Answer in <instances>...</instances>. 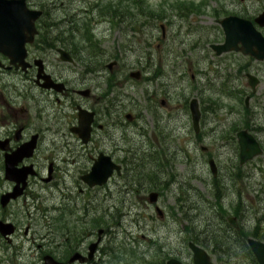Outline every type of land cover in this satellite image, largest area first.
I'll return each mask as SVG.
<instances>
[{
  "label": "flooded vegetation",
  "instance_id": "af4514ba",
  "mask_svg": "<svg viewBox=\"0 0 264 264\" xmlns=\"http://www.w3.org/2000/svg\"><path fill=\"white\" fill-rule=\"evenodd\" d=\"M73 2L67 0L66 4L72 8ZM120 2L115 3L118 25L126 24L125 20L135 15L120 13L121 8L129 11L127 8L134 7ZM248 2L223 0L219 6L213 7L212 17L216 24L210 26L193 24L199 9L197 0H176L175 4L165 0L170 8L166 6L161 12L153 7L155 4L148 3L147 17L137 22L142 29H134L130 23L133 21L126 24L135 31L141 30L146 40L147 24L154 29L157 21L162 19L159 25L162 45L158 47L164 48L165 59L192 51L197 53L199 48L212 51L218 57L226 53L244 57L235 72L245 73V84L232 83L228 78L221 86L244 94L245 126L240 127L235 122L221 128L213 123L206 128L201 115L198 130L193 124L190 108L194 96L189 97L186 87H183L180 101L173 109L168 90H158L157 93L144 86L139 91L133 85H127V77L140 79L142 71L137 69L140 70L138 77L132 75L136 70H131L129 76L125 72H117L119 55L107 63H95L88 70L87 55L65 45L56 36L54 22L40 21L51 9L55 11L58 7L56 0L53 3L40 0L39 7L30 6L28 2L29 7L42 10L36 20L38 32L34 40L27 43L35 45L32 60L28 50L31 67L27 70L15 65L7 67L9 57L0 55L5 63L0 67V224L9 223L12 228L6 233L0 229V244L6 246L7 252L12 249L15 257H19L18 244L15 243V236L21 231L19 222L23 218L15 208L19 204H25L28 217L34 216L31 208L47 212L49 229L42 235L43 242L37 240L35 231L32 233L31 256L24 254L20 264H46L47 253L66 264H168L171 258L195 264L193 251L190 250V256L186 257V245L181 241L175 246L160 244L155 239L150 244L136 245L130 243L128 235V239L123 241L117 237L115 225L119 226L120 217L126 214L122 207L127 205L134 211L133 223L137 228H147V199L156 210L160 195L164 190H171L174 184L178 201L187 204L188 210L197 211L191 216L189 233L197 236L198 244L207 249L214 264H260L248 239L253 237L264 241V195L261 196L264 190L259 191L251 184L254 174L260 173L261 180L257 184L264 189V126L255 118L262 101L257 96V86L261 81L259 74L264 59L235 49L217 54L212 46L225 40L220 19L229 15L254 20L264 34V25L255 21L264 8L250 13L248 6H243ZM204 3L208 5L209 2L204 0ZM171 9L178 10L177 18L180 20L173 18L175 14ZM182 26H186V30H182ZM170 27H176V33L171 36ZM205 27L207 31L202 30ZM198 33L214 35L205 37L202 43L200 38L194 42ZM150 36H154L151 31ZM59 48L67 50L66 57H62ZM113 61L115 63L110 66ZM77 65L82 70H78ZM105 68L109 72H104ZM192 70L191 65L180 64L176 72H182L184 76ZM197 70L205 72L201 68ZM249 74L256 76L255 86L250 83ZM191 78L195 80V73H191ZM159 92L164 96L157 101ZM184 110L188 113L186 131L182 121ZM147 112L153 123L149 129ZM241 129L255 135L262 147L260 154L245 162L241 161L237 135ZM205 138L209 140L208 145L203 143ZM33 140L34 144H31ZM100 156L110 157L112 172L105 182L92 185L84 176ZM211 159L215 163L214 169ZM164 160L168 166L163 164ZM176 160L184 163L181 172L173 169L172 163ZM150 164L158 165V168L151 169ZM250 188L259 196L257 205L254 204V196L248 197ZM152 191L158 192L156 202L150 201ZM212 196L215 200H210ZM40 197L45 202H38ZM80 201L85 219L93 213L90 218L92 227L86 220L81 225L72 223ZM206 206L214 218L203 223V207ZM157 215L163 220L166 212L164 210L162 216ZM230 217L235 218L234 223ZM254 219L255 222L252 221ZM56 223H59L60 230ZM32 229L33 222H28L23 234L30 235ZM35 247L37 250L33 252ZM35 255L38 260H35Z\"/></svg>",
  "mask_w": 264,
  "mask_h": 264
},
{
  "label": "rangeland",
  "instance_id": "374dc122",
  "mask_svg": "<svg viewBox=\"0 0 264 264\" xmlns=\"http://www.w3.org/2000/svg\"><path fill=\"white\" fill-rule=\"evenodd\" d=\"M29 2L30 6L33 7H39L40 0H27ZM43 2H51L53 3V0H42ZM58 2V7L55 8V11L51 9V13L58 17V19L63 17H68L65 14H68L72 19H82L85 17H88L90 14V9L92 3L101 2L102 4L98 7H94L95 12V19L92 22L93 31L95 33V36L98 38L100 43V50H102L104 53H106L107 58L105 60V63L111 61L113 58L116 57V55H119V65L118 68L115 69L118 70L117 72H125L127 76H129V72L131 70H137L140 69L142 71V77L140 79H136L134 77H127L126 84L127 85H133V88H138V90L144 89V86H147V90H158L163 92L164 90H168L171 94L172 98H170V106L175 109V107L178 105L180 101V94H183V87H186L189 92V97L197 96L200 100V106L202 110V122L206 123V128L210 127L215 124H219V127L223 128L226 125L230 123L235 122L239 124L240 127H244L246 123L247 117L245 116V113L247 115V112L244 110L243 107V99L244 94H240V91L233 90L231 88H224L221 86V84L224 81H227L228 78L232 79L233 81L239 83V84H245L246 77L244 72H235L237 69V65L244 61V57L239 55H231L229 53H226L222 56H215L214 52L207 50H204L202 48H199L200 50L197 51V53L187 52L184 50V53L186 55H181L175 57L173 54H171L172 58L165 59V51L164 48H159V46L162 45L161 43V28L160 24L163 22L162 19H159L157 21V26L153 29L149 27V23L147 24V28L145 32L147 31V38L145 40V35L141 30H133L130 27H128L126 24L118 25L117 23L113 22V17L107 10L106 6H108L111 2L115 3L119 0H74L73 7L69 8L66 4L67 0H56ZM169 1V0H168ZM171 2H174L175 4L176 0H170ZM198 1V11L195 14L196 19L195 23L203 25V26H210L215 25V19L212 17V9L214 6L218 5L219 3H222L223 0H208V5H205L204 0H197ZM139 4L143 3L147 5L155 4L153 7L157 8L158 12H161L165 9L166 6L169 7V5L165 4V0H138ZM220 5V4H219ZM218 5V6H219ZM248 6L247 10L248 12L252 13L255 10H259L264 8V0H249L248 3L243 4V6ZM176 9L178 8V5H174ZM113 8V7H112ZM170 8V7H169ZM116 10V5L114 7ZM171 9L175 15H173V18L179 17L178 10ZM236 9V8H234ZM171 11V12H172ZM234 11V10H233ZM180 20V18H177ZM46 21L45 17L40 18V21ZM116 20V19H115ZM62 25L68 26L69 23L62 22ZM38 25L40 26V22H38ZM182 30H186V26L181 27ZM139 29H142L140 27ZM178 29V28H177ZM176 27L169 28V35L176 33ZM204 31H207V27L202 29ZM140 31V32H139ZM150 31L154 34L153 37L149 38L148 34ZM220 35V31L218 32ZM214 34H201L198 33L194 37V42L200 38L201 43L204 42V40L208 36H213ZM203 37V38H202ZM206 37V38H205ZM147 39L149 42H147ZM152 40V41H151ZM192 45V44H189ZM28 50H29V59L32 60V57L34 55V48L35 45L28 44ZM177 50L179 51L181 47H179V43L177 45ZM205 46L207 47V44L205 43ZM197 58H199L197 60ZM180 64L185 65H191L192 71L187 72L184 76L182 75V72H176L177 67L180 66ZM92 65H95V62H92ZM78 70H82L79 65H77ZM262 67V72H260L259 76L261 78V81L259 82L257 86V96L262 98L260 107L257 108L255 112V118L256 122L260 124L261 126H264V62ZM83 68V67H82ZM197 68H201L205 70V72H200L197 70ZM222 68V69H220ZM219 69V72L217 70ZM230 71V72H227ZM104 72H109L108 68H105ZM191 73H195V80L191 78ZM219 74V77L217 75ZM230 74V76H229ZM237 76V77H236ZM221 86V87H220ZM239 92V93H238ZM161 95V96H160ZM157 101L161 99V97L164 96V94L160 93L158 94ZM160 105V104H159ZM215 108L214 111L212 109ZM183 123L185 125V131L188 128V125H186V122H188V113L187 110L183 111ZM215 119V120H213ZM214 121V122H213ZM151 117L149 116L147 112V127L148 129L151 128L152 125ZM220 128V130H221ZM186 137V136H185ZM183 139V137H182ZM219 141H222V139H219ZM184 143V140H183ZM203 143L209 144V140L205 138L203 140ZM183 156V155H182ZM161 158L164 159V156ZM160 162V161H159ZM166 166L169 165L168 162H163ZM175 171L181 172L184 163L181 160H176L175 163H172ZM149 168L155 169L158 168V165L150 164ZM162 166V165H161ZM165 166V167H166ZM155 167V168H154ZM66 176V175H65ZM78 176V175H77ZM261 174L255 173L251 184L256 186L259 191L264 190L263 187L259 186L257 184V181L260 179ZM264 178V177H263ZM70 181V179H69ZM251 187V185L249 186ZM249 194L254 196V204L259 199L258 195L253 194L254 190L252 188L249 189ZM264 192V191H263ZM177 189L176 184L173 185L172 189L164 190L163 194L160 195L158 199V204L165 210L166 217L161 220L155 210L154 204L150 203L147 199V228H137L133 223V210H130L127 205L125 207H122L124 212H126L125 215L120 217L119 220V226L116 224L115 229H117L118 239L123 241L128 239L126 235L130 236V243L131 244H150L153 243L154 239L158 240L160 244H167L171 246H175V244L183 243L186 245L184 247L185 253L184 255L190 256L191 249L188 247V240L185 239L191 235L189 233V227L191 226V219L192 215L196 213L197 211H194L193 209L187 208V204H183L176 196ZM264 193L261 195L263 196ZM43 198L40 197L38 199V202H42L45 200H42ZM210 200H215L214 196L210 197ZM250 201V198H249ZM76 207V205H73ZM81 206V207H80ZM18 211L22 213L23 218L20 220V229L21 231L17 233L15 236V243L18 244L19 248V257H15L14 251L11 249L9 252L6 251V246L3 247L0 244V260L2 261V264H16L17 262L20 264L21 261H23L24 254L27 256H31L32 250H30V237L32 233L35 231L38 241L43 242L44 239H42V235L44 236L47 230L49 229V218L47 216V212L43 213L41 210L38 212L34 209H30V212H33L34 216L33 218L31 216H27L26 212H28L27 207L25 204H19L17 205ZM75 209H78V213H74L72 216V223L73 225H81L82 222L86 220V222L90 225L91 224V214H88L86 219L84 218V210L82 208V202L80 201L79 204ZM74 210V209H73ZM103 210V209H101ZM101 210H98V212H102ZM204 213L202 214V217L204 219V222H208V218H214L212 216V211L206 206L203 207ZM188 215L187 218L184 217V214ZM44 215H43V214ZM153 215V217L151 216ZM62 217V216H61ZM253 222L256 221V219L252 220ZM28 222H33V229L30 235L23 234V230ZM63 223V221H59ZM85 225V223H83ZM59 225V223H58ZM57 223L56 228L58 230ZM90 227H92L90 225ZM52 229V227H51ZM132 234L135 236H132ZM143 234L147 235L143 236ZM139 237V238H138ZM61 237H58L60 239ZM137 238V239H136ZM4 243V242H3ZM36 246V245H35ZM171 248V247H170ZM10 249V248H9ZM173 249V248H171ZM37 248L33 250V252H36ZM21 251V253H20ZM23 253V254H22ZM36 254V253H35ZM35 260H38L37 256L35 255Z\"/></svg>",
  "mask_w": 264,
  "mask_h": 264
},
{
  "label": "water",
  "instance_id": "95a60500",
  "mask_svg": "<svg viewBox=\"0 0 264 264\" xmlns=\"http://www.w3.org/2000/svg\"><path fill=\"white\" fill-rule=\"evenodd\" d=\"M41 14L42 10L29 7L27 0H0V55L4 54L9 57L10 63L7 67L15 65V67H21L24 70L31 67L32 62L27 58V43L32 42L38 32L36 20ZM255 21L264 25V11L256 16ZM220 23L225 31V40L221 43L212 44L217 54L235 49L241 50L245 54H251L258 59H264V34L256 27L254 20L239 15H229L220 19ZM59 51L62 53V57H66L64 54L68 53L67 50L59 48ZM71 59L73 58L71 57ZM114 63L115 61L110 62L109 65L111 66ZM4 65L5 63L0 56V67ZM139 73L140 70H136L132 72V75L138 77ZM249 77L250 83L255 86L258 81L256 76L249 74ZM190 108L193 124L198 130L202 111L197 96L191 99ZM237 135L242 162L262 152L259 141L250 131L241 129ZM31 144H34V140ZM107 161L110 162V165L107 164ZM112 164L109 156H100L99 160L93 165L92 170L84 176L85 180L92 185L105 182L112 172ZM210 164L214 169L215 163L213 159H211ZM116 167L120 170L118 164H116ZM23 173L26 172L23 171ZM13 195L16 194L14 193ZM157 198L158 192L152 191L150 193V201L156 202ZM156 211L160 216L164 213L163 208L159 204L156 205ZM234 219V217H230L233 223ZM0 229L4 233L12 230L9 223L6 225L1 223ZM248 241L260 264H264V241L253 237H250ZM189 246L193 251L195 264H214L205 247L193 240L189 241ZM45 261L46 264H66L50 253L45 255ZM168 264L186 263L177 258H171Z\"/></svg>",
  "mask_w": 264,
  "mask_h": 264
},
{
  "label": "trees",
  "instance_id": "16d2710c",
  "mask_svg": "<svg viewBox=\"0 0 264 264\" xmlns=\"http://www.w3.org/2000/svg\"><path fill=\"white\" fill-rule=\"evenodd\" d=\"M120 3L125 5H133L134 7L127 8L129 11L123 9H120V13L123 12L125 15L131 13L135 14L133 15V18H127L124 23L128 25L130 21L131 26L134 27V29H139L137 22L140 21L142 18L147 17V5L138 2V0H119ZM56 4L58 2L56 1ZM102 3L99 1L97 3H92L90 9L91 15H88V17L82 18L81 20L76 18L72 19L68 14H65L68 17H63L58 19V17L51 12H48V14H45L43 17H45V20L47 22H54L56 25L55 29L57 31L56 36L61 39V41L69 46L74 47L75 49H78L79 52L84 53L87 55L86 57V64L88 65V70L92 69V62L95 63H103L105 62V59L107 57L106 53H104L102 50H100L101 46L99 43L98 38L95 36V33L93 31L92 22L95 19V12L94 7L100 6ZM113 7V8H112ZM115 5L113 2H111L108 6H106L108 12L115 17L117 15L116 10L114 9ZM128 12V13H127ZM43 19V18H42ZM120 19V18H119ZM121 21V19H120ZM69 23L68 26L62 25L61 23ZM113 22L117 23V20L113 18ZM143 23V22H142ZM50 25L48 26V28ZM106 55V56H105ZM184 217L187 218L188 215L184 214ZM190 220V219H189ZM186 240H194L195 242L199 243L198 238L195 234L189 235Z\"/></svg>",
  "mask_w": 264,
  "mask_h": 264
}]
</instances>
